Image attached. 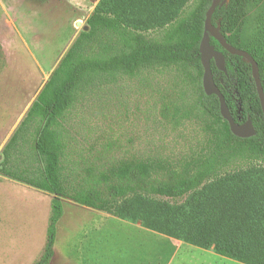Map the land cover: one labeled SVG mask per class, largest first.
<instances>
[{
    "label": "trees",
    "instance_id": "trees-1",
    "mask_svg": "<svg viewBox=\"0 0 264 264\" xmlns=\"http://www.w3.org/2000/svg\"><path fill=\"white\" fill-rule=\"evenodd\" d=\"M212 2L99 0L86 20L88 30L79 33L2 151L0 175L55 195L44 251L34 264L52 262L62 199L242 264H264L263 113L251 65L213 37L211 45L225 59L224 70L211 63L215 83L234 120L250 119L255 135H233L218 97L204 92L200 44ZM212 22L228 44L258 63L264 89V0H230L216 9ZM160 31L161 38L150 36ZM173 68L198 88L189 112L200 109L214 122L208 148L179 168L154 160L120 161L86 169L79 182L66 179L59 127L78 92L100 76L134 77L144 70ZM189 112L180 118L190 117ZM30 128L42 162V169L33 172L12 161ZM238 158L254 162L223 173Z\"/></svg>",
    "mask_w": 264,
    "mask_h": 264
},
{
    "label": "rangeland",
    "instance_id": "rangeland-1",
    "mask_svg": "<svg viewBox=\"0 0 264 264\" xmlns=\"http://www.w3.org/2000/svg\"><path fill=\"white\" fill-rule=\"evenodd\" d=\"M69 4L68 0H0V76L6 74L0 82L2 90L9 93L27 85L22 77L32 76V62L57 61L72 26L78 32L87 31L86 21L74 23ZM162 35V31L150 33L154 38ZM21 93L16 94L22 98L26 93ZM198 96V88L174 68L144 70L134 77H97L78 92L60 121L66 179L79 182L86 169L120 161L183 166L208 148L215 128L202 110L189 112ZM184 112L190 117L181 119ZM31 133L32 129L26 133L19 151H13L12 161L15 167L33 172L42 169V162ZM253 162L235 159L223 173ZM0 176V264H34L44 251L55 195ZM62 202L64 215L50 264H90L86 255L81 260L80 246L87 247L85 239L94 233L93 224L107 225L112 217L67 199ZM178 249L174 264H242L188 244Z\"/></svg>",
    "mask_w": 264,
    "mask_h": 264
},
{
    "label": "crops",
    "instance_id": "crops-1",
    "mask_svg": "<svg viewBox=\"0 0 264 264\" xmlns=\"http://www.w3.org/2000/svg\"><path fill=\"white\" fill-rule=\"evenodd\" d=\"M68 1L69 12L75 16L74 23L76 20L86 21L99 2V0ZM79 33L72 26L66 45L62 49L64 52L53 64L32 62V76L22 77L27 81V85L20 86L19 89L14 88V92L9 93L2 90V84L0 85V161L3 158V149ZM5 75L0 76V82ZM18 91H21V94L26 93L25 96L20 98L16 94ZM4 181H7V178H4ZM111 217L112 219L106 221L107 225L98 222L93 224L94 233L85 239L87 247L82 244L80 246L81 260H84L86 255L90 264H174L179 253V245L181 247L185 245L181 241L147 230L140 223L132 224ZM80 238L82 241L83 236Z\"/></svg>",
    "mask_w": 264,
    "mask_h": 264
},
{
    "label": "water",
    "instance_id": "water-1",
    "mask_svg": "<svg viewBox=\"0 0 264 264\" xmlns=\"http://www.w3.org/2000/svg\"><path fill=\"white\" fill-rule=\"evenodd\" d=\"M230 0H213L210 8L206 13V19L204 24V34L200 44L201 51V61L202 66L204 68L203 75V89L206 95L211 96L215 95L218 97L220 103V113L224 120L229 123L230 130L233 135L239 138H249L255 135V130L253 125L248 119L245 123L239 124L237 123L231 111L226 103L225 97L222 94L219 87L216 85L214 80V75L211 67L212 61L215 62L216 66L220 70H224L225 59L222 53L217 52L215 48L211 45V37H213L219 44L230 54L239 56L243 58L246 62L251 65L252 68V76L255 82L256 91L260 100L263 119H264V89L260 79V71L258 63L254 60V58L246 51L237 49L230 44L227 43L224 36L220 32V27H216L213 22V15L217 8H221L223 6H227ZM85 30H88V27H84Z\"/></svg>",
    "mask_w": 264,
    "mask_h": 264
}]
</instances>
